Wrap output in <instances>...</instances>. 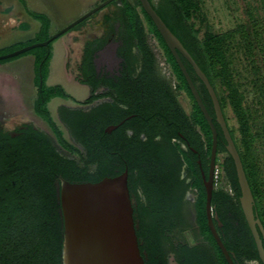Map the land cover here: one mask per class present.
I'll use <instances>...</instances> for the list:
<instances>
[{
    "label": "trees",
    "instance_id": "obj_1",
    "mask_svg": "<svg viewBox=\"0 0 264 264\" xmlns=\"http://www.w3.org/2000/svg\"><path fill=\"white\" fill-rule=\"evenodd\" d=\"M148 1L212 86L239 154L254 212L264 228V180L258 155L264 145V0L247 2L245 19L223 32L211 29L202 0ZM105 8L109 12L101 19L104 35L84 44L77 80L90 88L82 104L102 98L111 101L98 104L87 115L62 108L79 115L69 125L81 148L64 137L48 108L54 98L74 100L60 85L45 84L51 42L35 55L33 112L71 157L59 154L52 141L31 125L17 138L0 140V264H62L60 178L93 183L124 171L145 264H227L205 215L201 172H208L210 128L139 1L114 0ZM150 36L173 81L156 71ZM48 38L46 32L44 40ZM106 46L114 47L117 59L111 72L95 66L96 53ZM181 60L217 131L219 184L211 198L212 214L221 222L218 227L214 221L216 231L234 254V264H261L239 205L235 168L214 122L210 97L189 63ZM245 88L252 93L249 105ZM109 126L116 128L107 133ZM187 192L194 195L192 216Z\"/></svg>",
    "mask_w": 264,
    "mask_h": 264
},
{
    "label": "water",
    "instance_id": "obj_2",
    "mask_svg": "<svg viewBox=\"0 0 264 264\" xmlns=\"http://www.w3.org/2000/svg\"><path fill=\"white\" fill-rule=\"evenodd\" d=\"M112 1L114 0H103L69 22L46 41L0 56V61L13 58L40 46H47L51 41L105 8ZM138 1L174 58L211 131L208 172L207 175L201 172L205 189V215L210 233L227 264H234V254L226 249L216 231L214 221H216L218 227H221V222L217 215L212 214L211 207L213 175L217 156V131L213 118L206 110L181 57L192 67L210 97L214 112V122L222 132L225 140V150L231 157L235 168L240 192L239 205L254 240L258 259L261 264H264V228L254 212V199L239 154L227 129L216 94L205 74L200 70L178 38L158 16L150 2L148 0ZM115 128L116 126H109L106 128V132H110ZM127 177V171H124L117 176L104 177L93 183H74L60 178L58 203L62 219V264H145L136 235L137 226L133 218V202L127 186Z\"/></svg>",
    "mask_w": 264,
    "mask_h": 264
},
{
    "label": "rangeland",
    "instance_id": "obj_3",
    "mask_svg": "<svg viewBox=\"0 0 264 264\" xmlns=\"http://www.w3.org/2000/svg\"><path fill=\"white\" fill-rule=\"evenodd\" d=\"M102 1L0 0V56L46 41L44 40L46 32L51 37L69 22L86 12L87 8L91 9ZM202 1L203 10L211 29L215 32H223L233 28L237 22L245 19L244 10L247 2L254 3V0ZM107 12H109V8L100 10L94 17L88 18L89 24L96 22L99 18L102 19L101 15ZM44 20L47 22L44 23ZM76 31L78 30H69L51 41L52 56L45 82L47 86L60 85L74 99L54 98L48 104L54 121L63 131L64 137L71 143L75 141L64 125L62 118L72 124L79 118V115L67 112L62 108L87 109V106H84L82 102L89 96V88L77 80L81 59L80 51L86 36L101 34L100 30L95 27L92 28L90 25L81 32ZM149 43L154 49L157 47L151 36ZM44 47L40 46L13 58L0 61V97L7 112V116L4 118L5 125L6 129L9 130L16 125H31L46 133L62 155L71 157L57 145L46 123L33 112V102L37 94V86L34 82L36 75L35 55L40 54ZM110 47L99 55L96 60L97 66L113 67L114 60ZM158 51H160L159 48ZM160 61H162L161 58ZM171 79L173 81L172 77ZM245 89H247L245 90V103L249 105L252 100V93L248 88ZM258 155L261 176L264 180V145L260 146ZM225 189L230 191L227 184ZM193 199V193H189L187 195V202L189 203L187 209H189L191 216L190 203ZM170 264L174 263L170 261Z\"/></svg>",
    "mask_w": 264,
    "mask_h": 264
},
{
    "label": "flooded vegetation",
    "instance_id": "obj_4",
    "mask_svg": "<svg viewBox=\"0 0 264 264\" xmlns=\"http://www.w3.org/2000/svg\"><path fill=\"white\" fill-rule=\"evenodd\" d=\"M156 43V42H155ZM151 45V44H150ZM157 45V44H156ZM152 46V45H151ZM152 48H153V46H152ZM160 50V49H159ZM158 46L154 49L153 48V52H154V54H155V64H156V71L158 72V74L160 75V76H162L163 78H165V80H167V81H169V80H171V77H172V75H171V72H170V70H169V67H168V65H167V63H166V61H165V59H164V57H163V55H162V53L160 52V51H158ZM160 58L162 59V61H160ZM167 68H166V67ZM138 69V68H137ZM137 71V70H136ZM173 78V77H172ZM89 88V87H88ZM89 90H90V88H89ZM101 90H106V88H102ZM89 96H90V94H89ZM88 96V97H89ZM87 97V98H88ZM3 100L1 99V97H0V140L1 141H7L8 140V138L9 139H13V138H17V137H19V136H21V131L23 130V129H26V126H27V124H21V125H16L15 127H13L11 130H9V129H6V125H5V120H4V118L7 116V112H6V109H5V107H4V104H3V102H2ZM111 101V99L110 98H102V99H100V100H96V101H94V102H92L91 104H83L84 106H87V109H68V110H73V111H81V113L82 114H84V115H87V114H89L91 111H92V109L95 107V106H97L98 104H100V103H102V102H110ZM65 108V107H64ZM67 109V108H66ZM62 121H63V123H64V125L67 127V129L69 130V133H71V135H72V137H73V140L75 141L74 143H72L73 145H75V146H77V147H79V148H81V146L79 145V143H77L76 142V140H75V138H74V136H73V134H72V129H71V127H70V125H69V123L68 122H66L65 121V118L63 119L62 118ZM32 128L33 129H35V130H37V131H39V132H42L41 130H39V129H37V128H35V127H33L32 126ZM108 128V127H107ZM61 129V128H60ZM111 132V131H110ZM110 132H107V133H110ZM42 133H44V132H42ZM47 137H48V135L46 134V133H44ZM8 137V138H7ZM54 137V136H53ZM49 138V137H48ZM50 139V138H49ZM51 140V139H50ZM55 140V139H54ZM56 142V141H55ZM71 143V142H70ZM53 144V143H52ZM53 146H54V144H53ZM59 146V145H58ZM55 147V146H54ZM60 147V146H59ZM56 148V147H55ZM61 148V147H60ZM62 149V148H61ZM63 150V149H62ZM56 151L59 153V154H61L59 151H58V149H56ZM64 151V150H63ZM66 152V151H65ZM67 153V152H66ZM68 155H70L69 153H67ZM70 158V157H69ZM182 176H184V173L182 174ZM189 194V192H187L186 193V195H185V200L186 201H188L187 200V195Z\"/></svg>",
    "mask_w": 264,
    "mask_h": 264
},
{
    "label": "crops",
    "instance_id": "obj_5",
    "mask_svg": "<svg viewBox=\"0 0 264 264\" xmlns=\"http://www.w3.org/2000/svg\"><path fill=\"white\" fill-rule=\"evenodd\" d=\"M87 9H89V8H87ZM87 9H86V11H87ZM104 9V8H103ZM103 9H101V10H103ZM83 13V12H82ZM106 14V13H105ZM105 14H103V15H105ZM103 15H101V18L103 17ZM89 20H87L86 21V23L83 25V26H81L80 28H78V29H76V30H78V31H76V32H81L82 30H84V28L86 27V26H91L92 28H97V30H100L101 31V34L100 35H98V36H93V35H89V36H86L85 37V39H84V42H83V45L81 46V48L83 49V46H84V44L87 42V41H89V40H93V39H96V38H98V37H101V36H103L104 35V30H103V26H102V22H101V19L99 18V20H97L96 22H92V24L90 23L89 24V22H88ZM96 30V29H95ZM108 47H110V46H106L105 48H103V49H101V50H99L97 53H96V58H95V66H96V69L99 71V70H105V71H112L113 69H115L116 67H117V59L115 58V54H114V47L113 46H111L110 48H111V52H112V57H113V60H114V65H113V67H111V68H107L106 66H97V62H96V60L98 59V57H99V55L103 52V51H105V49H107ZM80 55L82 56V50L80 51ZM80 61H81V59H80ZM90 91V90H89Z\"/></svg>",
    "mask_w": 264,
    "mask_h": 264
},
{
    "label": "built area",
    "instance_id": "obj_6",
    "mask_svg": "<svg viewBox=\"0 0 264 264\" xmlns=\"http://www.w3.org/2000/svg\"><path fill=\"white\" fill-rule=\"evenodd\" d=\"M218 176H219V171L217 169L214 170V175H213V187H217L219 182H218Z\"/></svg>",
    "mask_w": 264,
    "mask_h": 264
}]
</instances>
